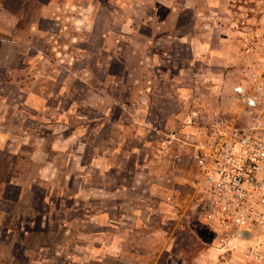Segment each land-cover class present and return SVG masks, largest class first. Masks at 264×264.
Listing matches in <instances>:
<instances>
[{"label":"rangeland","instance_id":"obj_1","mask_svg":"<svg viewBox=\"0 0 264 264\" xmlns=\"http://www.w3.org/2000/svg\"><path fill=\"white\" fill-rule=\"evenodd\" d=\"M238 1L230 13L240 37ZM105 2L0 0V264L13 251L7 241L16 248L29 226L47 229L30 237L40 241L39 264H212L214 237L193 186L192 158L216 103L200 100L203 110L184 122L195 133H175L170 146L162 133H146L142 122L120 114L109 96L102 105L101 95L115 92L111 80L103 84L112 65L97 33L111 25ZM86 6L96 31L90 38L80 37ZM237 51L238 64L245 62ZM71 132L73 145L53 148ZM47 158L57 174L38 180L34 159Z\"/></svg>","mask_w":264,"mask_h":264},{"label":"crops","instance_id":"obj_2","mask_svg":"<svg viewBox=\"0 0 264 264\" xmlns=\"http://www.w3.org/2000/svg\"><path fill=\"white\" fill-rule=\"evenodd\" d=\"M234 1L106 0V5L113 7L112 12L108 13L111 25L102 27L97 33L102 39L104 52L110 55L112 65L110 69V65L106 64L105 69H110L111 78H104L103 84L111 80L115 92L113 96L102 94L101 104L107 103L110 97L120 114L128 113L134 121L142 122L146 133H162V137L166 139L175 133L192 137L195 127L191 126L189 131L184 122L203 110H200V100L206 101L205 97L213 99L212 105L216 103L213 110L227 111L229 105L233 106V102L227 97L230 93V81L242 64H238L235 57L240 40L238 33L232 29L234 16L230 13V7L234 5ZM251 1L248 0L249 3ZM103 6L105 5L100 2L98 8ZM90 10L86 6L84 13L78 18L83 26L80 37L90 38L96 32L95 29H90L93 21ZM101 16L103 20L106 18L104 13ZM52 19L50 15V20ZM220 21L225 23L224 26L219 24ZM201 85H208V94H203ZM190 103L193 105L192 109ZM151 114L155 116V122L150 120ZM149 127H155L156 131ZM134 132L132 130V136ZM65 137L67 139L63 142L56 141L53 148L73 145V132ZM76 147L80 148V143ZM34 160L40 167L37 172L40 178L38 180H53L58 171L56 163L48 158ZM75 160L77 159L73 158L72 162ZM75 165L72 163L69 166L72 175L76 173L72 167ZM13 175L11 173L10 179ZM46 231V228L25 227L14 243L16 248L11 240L7 241V249L11 248L13 251L11 254L10 250V254L5 257L4 264L17 263L15 259H24L22 264H39V239L31 244L30 237L34 234L42 236ZM116 243L117 239L112 244L116 246ZM253 246L264 251V247L260 245ZM27 247L29 249L26 250ZM248 247L250 246L240 247L227 264H264V259L258 263L242 258V250ZM17 248L21 250L18 253ZM213 254H216L215 249ZM84 260L85 256L81 255V261Z\"/></svg>","mask_w":264,"mask_h":264},{"label":"built area","instance_id":"obj_3","mask_svg":"<svg viewBox=\"0 0 264 264\" xmlns=\"http://www.w3.org/2000/svg\"><path fill=\"white\" fill-rule=\"evenodd\" d=\"M238 3L235 18L244 28L238 50L247 60L230 81L227 97L236 110L212 111L192 158L193 186L214 237L212 264L229 263L246 245L244 260L264 259L253 246L264 247V0Z\"/></svg>","mask_w":264,"mask_h":264},{"label":"trees","instance_id":"obj_4","mask_svg":"<svg viewBox=\"0 0 264 264\" xmlns=\"http://www.w3.org/2000/svg\"><path fill=\"white\" fill-rule=\"evenodd\" d=\"M32 228H34V227H32Z\"/></svg>","mask_w":264,"mask_h":264}]
</instances>
